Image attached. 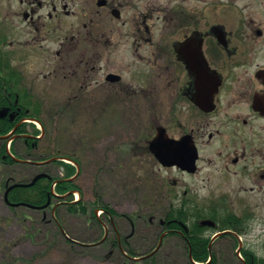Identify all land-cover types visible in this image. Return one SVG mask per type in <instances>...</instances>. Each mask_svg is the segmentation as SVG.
Listing matches in <instances>:
<instances>
[{"label": "flooded vegetation", "instance_id": "af4514ba", "mask_svg": "<svg viewBox=\"0 0 264 264\" xmlns=\"http://www.w3.org/2000/svg\"><path fill=\"white\" fill-rule=\"evenodd\" d=\"M50 91L146 97L156 114L137 153L167 172L155 183L162 215L147 214L154 241H131L145 216H120L124 234L108 211L101 243L111 254L170 246L183 264H264V0H0V124L16 121L0 134L15 149L0 138L4 193L9 160L26 162L46 138L30 118ZM162 134L165 163L151 145Z\"/></svg>", "mask_w": 264, "mask_h": 264}, {"label": "rangeland", "instance_id": "374dc122", "mask_svg": "<svg viewBox=\"0 0 264 264\" xmlns=\"http://www.w3.org/2000/svg\"><path fill=\"white\" fill-rule=\"evenodd\" d=\"M117 98L97 92L69 101V97L50 91L45 98L49 106L41 113L48 132L38 154L59 153L80 161L81 172L75 182L89 206L101 197L120 213L138 212L145 216L136 220L131 240L133 246H142L154 241L147 214L162 215L165 198L155 183L167 172L153 162L148 166L146 156L137 154L144 150L139 143L151 134L156 117L149 111L148 98L123 96L120 101ZM1 168L11 174L12 168L6 165ZM14 168L18 179H28L40 169L27 163ZM45 169L53 176L63 175L62 166L56 162L47 164ZM79 197L77 192L75 198ZM57 200L53 198L52 202ZM65 205L62 203L55 211L53 204L46 209L12 208L0 188V264H183L187 259L170 250V246L146 257L145 262L111 254L101 243L102 225L84 214L69 213ZM97 214L104 218L102 209ZM115 219L124 234L131 231L125 219Z\"/></svg>", "mask_w": 264, "mask_h": 264}, {"label": "trees", "instance_id": "16d2710c", "mask_svg": "<svg viewBox=\"0 0 264 264\" xmlns=\"http://www.w3.org/2000/svg\"><path fill=\"white\" fill-rule=\"evenodd\" d=\"M37 118L39 116L37 115ZM40 119V118H39ZM16 125V121L0 124V134L8 133L14 126ZM21 131V128L19 129ZM27 131L25 128L22 130V132ZM34 133L36 135L40 134L41 131L34 127ZM30 144L33 143L31 139H29ZM38 142L39 139H36ZM39 144V143H38ZM38 144L36 145L35 149L38 148ZM5 146V144H4ZM31 149H33V145L30 146ZM31 154V153H30ZM33 155V153L31 154ZM52 155H50L51 157ZM47 157L41 156L39 159H45ZM75 161H80L77 158H73ZM11 163H14V159L9 160ZM58 163L63 167V176H53L52 178L48 177H42L34 185L31 186H18L13 188L9 191L8 194V200L10 203H20V204H30L34 205L36 207L45 205L49 202L50 198L55 197V193L57 194H65L70 192V196L67 198V202L65 207L66 210L69 213H75V214H84L88 216L90 220H96L99 224L101 223V220L99 216L96 213V210L103 209L105 213L108 211L113 216H120L123 214H120L116 209L111 207L109 204L105 203L103 201V198L99 197L97 200L93 203L92 207L87 204V202L84 200V194L83 191L79 188V186L76 184V182H73L70 180L72 176H74L77 172V166L73 163L66 162L63 160H59ZM30 181V178L23 179L21 182H27ZM56 182L55 187V193L53 189V184ZM79 191L80 193V199L75 200L74 192ZM132 255H136L134 252L131 253ZM195 260L199 262H207L210 257L205 256H197L194 257ZM214 260L209 264H217L218 258H213Z\"/></svg>", "mask_w": 264, "mask_h": 264}, {"label": "water", "instance_id": "95a60500", "mask_svg": "<svg viewBox=\"0 0 264 264\" xmlns=\"http://www.w3.org/2000/svg\"><path fill=\"white\" fill-rule=\"evenodd\" d=\"M152 146L156 145L159 149L158 151V156L160 157V159L165 162V158H164V153H163V145H165V142H164V139H163V134L160 135V137H158L156 140L152 141L151 143ZM161 152V153H159ZM183 159V157L180 155V154H174V163H179L181 162V160ZM80 171V166L78 165V173ZM47 174L46 173H41V174H38L30 183H17V184H14L12 185L9 190L13 187H16V186H19V185H23V186H30V185H33L35 184V182L42 176H46ZM8 190V191H9ZM8 191L6 192V198H7V194H8Z\"/></svg>", "mask_w": 264, "mask_h": 264}]
</instances>
